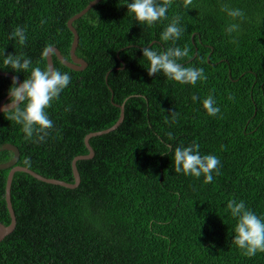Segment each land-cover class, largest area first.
I'll use <instances>...</instances> for the list:
<instances>
[{"label":"trees","instance_id":"16d2710c","mask_svg":"<svg viewBox=\"0 0 264 264\" xmlns=\"http://www.w3.org/2000/svg\"><path fill=\"white\" fill-rule=\"evenodd\" d=\"M90 0H0V50L24 53L46 68V46L69 59L72 32L66 21ZM163 3L164 0H159ZM123 0H100L73 21L75 50L86 61L74 70L52 53L54 68L72 79L47 109L54 127L40 142L25 138L21 125L0 113V162L13 153L18 165L73 182L74 188L47 183L15 171L12 232L0 241V264H264V252L247 257L232 242L235 219L225 211L229 199H243L264 216V0H172L167 20L141 25L127 14ZM243 10L233 21L223 6ZM175 15L185 31L176 44L189 54L185 66L201 67L207 79L195 85L149 76L142 49L160 51L163 27ZM238 22L237 32L227 25ZM20 25L21 45L9 34ZM10 72L21 81L24 73ZM12 78L0 75V103L8 101ZM213 95L220 112L209 116L202 100ZM197 99L194 101L192 97ZM115 103V104H114ZM192 143L221 164L211 183L176 173L173 149ZM9 168L0 169V221L8 224L4 192Z\"/></svg>","mask_w":264,"mask_h":264},{"label":"clouds","instance_id":"9594fccd","mask_svg":"<svg viewBox=\"0 0 264 264\" xmlns=\"http://www.w3.org/2000/svg\"><path fill=\"white\" fill-rule=\"evenodd\" d=\"M190 3L191 0H184V7L187 8ZM122 5L127 7V14L132 20L141 25L152 26L168 19L166 13L172 6V0H164L163 3L159 0H123ZM223 10L233 21L244 16L242 9L227 4L223 6ZM180 19L179 15L172 17L160 33V39L171 41L172 46L163 51L145 46L142 49V56L148 62L146 69L149 76L163 74L167 79L181 85H195L198 80H206L207 76L203 68L185 66L179 62L189 54L187 47L182 48L176 44L185 31ZM239 28L238 22H231L227 25L226 31L231 34L237 32ZM9 38L23 45L27 40L26 29L17 25L9 34ZM43 52L48 54L50 47L46 46ZM2 69H8L13 73L22 72L25 78L18 81L17 76L12 77L7 90L8 101L0 106V111L7 120L21 125V131L26 139L32 138L35 133L37 140L42 142L47 130L54 127L47 109L69 86L71 75L52 66L46 68L33 66L31 58L24 53L5 55L4 49L0 50V70ZM192 99L195 101L197 97L193 96ZM202 107L209 116H216L220 112V107L211 94L202 100ZM169 148L173 152V166L176 173L197 179L203 177L204 183H211L214 180V173L219 174L220 159L212 154L202 155L198 143L179 145L174 149L169 146ZM225 211L229 212L236 221L232 242L242 254L251 257L258 252H264V216L248 208L243 199H229Z\"/></svg>","mask_w":264,"mask_h":264},{"label":"water","instance_id":"95a60500","mask_svg":"<svg viewBox=\"0 0 264 264\" xmlns=\"http://www.w3.org/2000/svg\"><path fill=\"white\" fill-rule=\"evenodd\" d=\"M98 1H100V0H90L85 7H83L80 11L73 14L71 17H69L67 19L66 25L69 28V30L72 32V35H73L71 46L69 49V56L70 57H69V59H66L60 53V51L57 47H55L54 45H50L49 46L50 52L48 54H46L47 67H49V66L54 67V64L52 61V53H54L56 55V57L60 60L61 63H63L64 65H66L67 67H69L71 69L81 70L86 66V64H87L86 61L84 59H82L81 57H78L75 53V50H76V47L78 44L79 36H78L77 30L73 26V21L76 20L77 18H79L80 16H82L84 13H86ZM0 75H5V76H8L10 78H12L14 76V74H12L10 72H6V71H0ZM17 79H18V81H21L18 77H17ZM6 103H7V101L1 102L0 106L4 105ZM118 106L120 108L119 117L113 125H111L108 128H105V129L89 132L84 136V144H85L88 152L85 154H79V155H76L73 157V159L71 161V169H72V174H73V178H74L73 182H66V181H63L60 179H56V178L45 177V176L33 171L32 169H30L26 166L18 165L17 164V160L19 157L18 148L14 144H10V143H6L2 146L3 149H8V150L12 151L13 155L9 160L4 161V162H0V169L9 168V171H8L7 177H6V181H5L4 197H5L6 207H7V210L9 212V216H10V221L8 224H3L0 221V241L6 235H8L10 232L13 231L15 224H16V217H15V213H14V210H13V207L11 204V194H10L11 183H12V178H13L14 172L15 171H24V172L31 174L33 177H35L36 179L41 180L43 182L59 184V185H62L64 187H67V188H74V187L78 186V184L80 182V175H79V172H78V169L76 166V162H77V160L89 159V158L93 157L94 150L89 143L90 137L95 136V135H101L104 133H108V132L114 130L115 128H117L119 126V124L122 122V120L124 118V106H123V104H118ZM1 112L2 111H0V113Z\"/></svg>","mask_w":264,"mask_h":264}]
</instances>
